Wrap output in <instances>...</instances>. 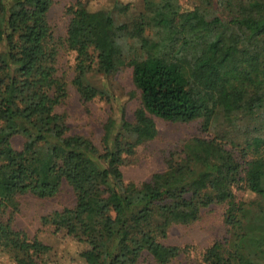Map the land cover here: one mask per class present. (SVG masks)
<instances>
[{
    "label": "trees",
    "instance_id": "16d2710c",
    "mask_svg": "<svg viewBox=\"0 0 264 264\" xmlns=\"http://www.w3.org/2000/svg\"><path fill=\"white\" fill-rule=\"evenodd\" d=\"M200 2L186 10L180 0H139V6L113 0L110 8L90 10L78 1L68 7V30L59 37L49 18L52 0H0V180L10 173L11 197L49 199L71 186L75 205L44 222L84 243L86 264H142L146 254L159 264H264V49L243 72L212 66L216 91L225 95L212 104L168 60L218 52L227 27L221 11L263 15L243 25L245 43L264 45V0ZM62 50L74 55L72 84L84 101H113L93 78L131 69L146 113L172 122L202 120L212 136L193 139L201 153L184 145L165 171L140 183L126 180L122 166L153 134L139 135L123 109L105 123L101 147L70 133L57 112L69 96L59 75ZM16 137L24 140L20 149ZM241 187L257 197L236 201ZM212 203L227 204L231 236L194 260L178 261L185 250L162 242L169 228L197 221ZM8 209L0 195V251L13 264H42L49 247L17 228Z\"/></svg>",
    "mask_w": 264,
    "mask_h": 264
},
{
    "label": "rangeland",
    "instance_id": "374dc122",
    "mask_svg": "<svg viewBox=\"0 0 264 264\" xmlns=\"http://www.w3.org/2000/svg\"><path fill=\"white\" fill-rule=\"evenodd\" d=\"M49 13L50 22L55 34L65 37L71 16L68 7L82 1L90 10L110 8L113 0H52ZM134 2L139 6V0H120ZM186 10H193L200 5V0H180ZM226 21L223 44L218 52L206 51L196 61L176 60L169 57V61L180 65L183 71L193 80L195 87L201 92L209 104L218 102L225 97L223 92L216 91L217 73L212 69L216 65L221 69L230 70L235 66L252 69V60L264 49L263 44L254 40L246 42L247 29L243 25L245 20H263V15L252 11L235 10L219 13ZM239 48V51H235ZM59 75L68 82L69 96L57 108V112L65 117L70 133L89 137L93 142L102 146L104 125L112 116L122 111L130 120L139 135L153 134L149 139L140 143L127 162L122 166L126 180L140 183L149 180L153 174L163 172L167 168L170 155L181 153L183 146L189 153L200 154V148L195 145L196 137H211L212 134L202 129V120L188 123L172 122L146 113L139 99L140 91L132 80L131 69H122L107 78L94 77L98 85L103 83L114 95L113 101L96 99L84 101L74 85V55L62 50L59 59ZM242 75V73L240 74ZM23 138L16 137L14 145L22 148ZM10 173L6 172L0 180V195L9 203L7 216L14 218V225L24 230L32 239H38L49 250L41 255L42 264H86L80 253L86 248L84 243L68 235L64 228L56 229L51 223L44 222V217L61 212L65 208L75 205V193L71 186L64 184L61 192L54 198L42 199L34 195L11 197L8 193ZM257 196L241 187L234 190L236 201H250ZM226 203H212L202 209L201 217L188 225L172 224L168 236L162 240L165 245L182 247L178 261L186 263L196 259L201 252L218 240H225L231 236L232 230L225 222ZM176 261V262H178ZM175 262V263H176ZM0 264H13L8 254L0 251ZM142 264H159L152 255L146 254Z\"/></svg>",
    "mask_w": 264,
    "mask_h": 264
}]
</instances>
